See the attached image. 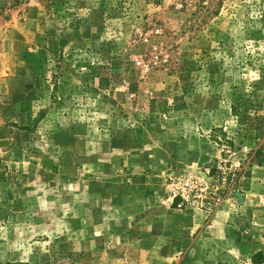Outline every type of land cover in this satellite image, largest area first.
Wrapping results in <instances>:
<instances>
[{"label": "rangeland", "instance_id": "374dc122", "mask_svg": "<svg viewBox=\"0 0 264 264\" xmlns=\"http://www.w3.org/2000/svg\"><path fill=\"white\" fill-rule=\"evenodd\" d=\"M261 143L264 0H27L0 25V264H252L208 226L232 203L264 243Z\"/></svg>", "mask_w": 264, "mask_h": 264}, {"label": "crops", "instance_id": "0c3cea01", "mask_svg": "<svg viewBox=\"0 0 264 264\" xmlns=\"http://www.w3.org/2000/svg\"><path fill=\"white\" fill-rule=\"evenodd\" d=\"M262 146L261 150L264 152V143H261ZM246 154L247 153H242V155L239 157V159H236L237 162H231L232 166H237L238 164L243 165L246 161ZM218 155H214V157H217ZM243 156V157H242ZM234 160V161H236ZM247 163V162H246ZM248 168V175L243 177V185L247 186L249 189L246 190V198L249 196V193L251 194H259L263 192V186L262 183L264 182V161L261 164H253L250 166L247 164ZM245 202H243L244 206H241V210H243L245 217V220L247 222H254V231L253 232H260L264 233V214L263 213H258L260 211L259 207L253 206L249 208ZM231 211H226V207H224L222 210H219L216 212L214 215V218L212 220V224L209 225L210 232L213 234L215 238H224L225 241H228V245L233 246V248H237L240 252H245V245L251 249L250 251V256L257 252L261 251L263 256H264V243L260 242L259 239L257 238L256 240H251V241H246L242 236H239L238 229L242 226L241 222L238 221V216L235 215L234 211V205L231 203ZM249 209L251 212L253 210L254 213L252 215H249ZM246 211V212H245ZM246 213V214H245ZM196 225L194 226H199L201 222H203L202 217L197 215V216H191L189 217ZM244 220V218H243ZM231 222V223H229ZM233 223V224H232ZM196 228V227H194ZM242 228V227H241ZM261 237V236H259ZM233 239H238L239 244L234 243ZM242 239V240H241ZM233 241V242H232ZM232 242V243H231Z\"/></svg>", "mask_w": 264, "mask_h": 264}, {"label": "trees", "instance_id": "16d2710c", "mask_svg": "<svg viewBox=\"0 0 264 264\" xmlns=\"http://www.w3.org/2000/svg\"><path fill=\"white\" fill-rule=\"evenodd\" d=\"M27 0H0V25L4 22H7L10 19V12L11 10L15 9L22 3ZM259 157V159L257 158ZM264 161V152L260 149H256L255 151H251L249 153V165L252 166L253 164H261ZM213 170H211V174ZM238 174H240L238 172ZM179 198L176 197L173 200V206L178 204ZM250 261L252 264H262L264 263V256L261 251H257L251 255ZM6 264H12L7 262Z\"/></svg>", "mask_w": 264, "mask_h": 264}, {"label": "built area", "instance_id": "2783aa9c", "mask_svg": "<svg viewBox=\"0 0 264 264\" xmlns=\"http://www.w3.org/2000/svg\"><path fill=\"white\" fill-rule=\"evenodd\" d=\"M207 174H208V171H207ZM232 179H233V177H227V176H222L221 177V181H222V183L223 184H225L226 182H228V184L232 181ZM190 182H191V184H192V186L194 187V188H197L198 186H200V182H199V179L198 178H194V179H191L190 180ZM216 201L217 202H219V197L216 195Z\"/></svg>", "mask_w": 264, "mask_h": 264}]
</instances>
